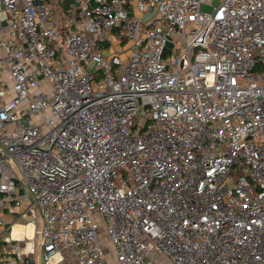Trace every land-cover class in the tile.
Listing matches in <instances>:
<instances>
[{
	"label": "built area",
	"instance_id": "built-area-1",
	"mask_svg": "<svg viewBox=\"0 0 264 264\" xmlns=\"http://www.w3.org/2000/svg\"><path fill=\"white\" fill-rule=\"evenodd\" d=\"M24 204L44 264H264V0H75L61 24L0 0V209Z\"/></svg>",
	"mask_w": 264,
	"mask_h": 264
},
{
	"label": "crops",
	"instance_id": "crops-1",
	"mask_svg": "<svg viewBox=\"0 0 264 264\" xmlns=\"http://www.w3.org/2000/svg\"><path fill=\"white\" fill-rule=\"evenodd\" d=\"M29 200L32 201L30 197ZM25 206L26 205L24 204L18 208L11 207L0 209V222L2 223V225L0 226V242H2L0 249L3 251L2 254L8 253L10 255H13L16 261H20V264H25L24 261L28 259L33 260L34 264H42L41 256L37 254L40 252L39 254L41 255L42 253L41 248H39L41 244L38 241L37 248V244L35 242L36 239L38 240V230L41 226L39 209L37 205H33V215H30L25 211ZM16 224H31L32 235L29 236L26 231L23 234L22 241L13 239L12 232ZM7 242L8 244H6ZM10 245L17 250L16 253H13L9 250ZM18 254L21 255V258H18ZM57 255L58 258L53 261V264H76L75 261L69 256L67 251H63ZM55 256L56 255H54V257Z\"/></svg>",
	"mask_w": 264,
	"mask_h": 264
},
{
	"label": "rangeland",
	"instance_id": "rangeland-1",
	"mask_svg": "<svg viewBox=\"0 0 264 264\" xmlns=\"http://www.w3.org/2000/svg\"><path fill=\"white\" fill-rule=\"evenodd\" d=\"M222 0H212V4L213 5H217L218 3H220ZM65 4V0H54V14H55V19L57 20V22H58V24H61V20H62V10H63V5ZM209 10V8L207 7V6H202V11L203 12H207ZM126 48H128V44L126 45V46H124V45H120L118 48H114V49H112V51H118V52H120V51H123L124 49H126ZM61 57L63 56V57H65V54L62 52V54L60 55ZM91 66V65H90ZM38 241L40 242L41 240H40V237L38 236V240L36 239V244H37V248H38ZM101 241H102V243H103V245H104V247L106 248V249H108L109 250V246L107 245V243H106V241H105V239L104 238H101ZM2 245V242H0V246ZM39 248H41V251H42V253H41V255L39 254V253H37L39 256H41V262H42V264H43V248H42V246H40ZM0 253H1V255H0V259H1V262H3L4 261V263H6V264H20V261H16V259L14 258V256L13 255H10V254H8V253H6V254H2L3 253V251L0 249ZM109 257L111 258V260H112V258H113V256L112 255H109ZM56 259V258H55Z\"/></svg>",
	"mask_w": 264,
	"mask_h": 264
},
{
	"label": "bare ground",
	"instance_id": "bare-ground-1",
	"mask_svg": "<svg viewBox=\"0 0 264 264\" xmlns=\"http://www.w3.org/2000/svg\"><path fill=\"white\" fill-rule=\"evenodd\" d=\"M31 229H32V225L31 224H28V225H23V224H16L13 228V232H12V238L13 239H18L20 241H22V237H23V234L27 231V234L29 236L32 235L31 233ZM29 246H30V243H29ZM58 258V255H56L55 257L53 256L51 259H50V263H53V261H55L56 259Z\"/></svg>",
	"mask_w": 264,
	"mask_h": 264
},
{
	"label": "trees",
	"instance_id": "trees-1",
	"mask_svg": "<svg viewBox=\"0 0 264 264\" xmlns=\"http://www.w3.org/2000/svg\"><path fill=\"white\" fill-rule=\"evenodd\" d=\"M75 0H65V4L63 5V10L62 12H65L67 10V8L69 7L70 3L73 2ZM65 38V34L62 35V40Z\"/></svg>",
	"mask_w": 264,
	"mask_h": 264
},
{
	"label": "water",
	"instance_id": "water-1",
	"mask_svg": "<svg viewBox=\"0 0 264 264\" xmlns=\"http://www.w3.org/2000/svg\"><path fill=\"white\" fill-rule=\"evenodd\" d=\"M0 264H6V263H4V261H3V262H1V259H0Z\"/></svg>",
	"mask_w": 264,
	"mask_h": 264
}]
</instances>
